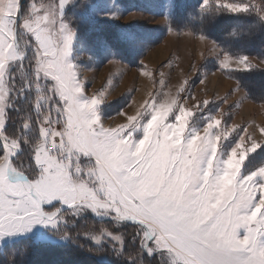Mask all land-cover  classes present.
<instances>
[{"label": "snow or ice", "instance_id": "1", "mask_svg": "<svg viewBox=\"0 0 264 264\" xmlns=\"http://www.w3.org/2000/svg\"><path fill=\"white\" fill-rule=\"evenodd\" d=\"M68 2L0 0V264H17L8 248L28 236L53 245L83 238L96 256L107 246L114 264H264V164L242 171L264 140L225 119L246 93L196 128L200 109L226 104L233 91L188 107L183 101L195 99L188 78L164 100L165 73L158 80L144 70L152 93L134 114H117L124 123L105 126L99 106L115 85L88 93L69 59L75 33L63 20ZM199 11L252 12L264 24V0H201ZM209 51L223 74L264 66L214 42ZM27 255L20 252V264Z\"/></svg>", "mask_w": 264, "mask_h": 264}, {"label": "rangeland", "instance_id": "2", "mask_svg": "<svg viewBox=\"0 0 264 264\" xmlns=\"http://www.w3.org/2000/svg\"><path fill=\"white\" fill-rule=\"evenodd\" d=\"M177 1L167 0L166 8L161 7L162 0H90L94 6H89V0H69L66 5L63 20L75 33L69 59L77 69L82 70V78L88 81V93L91 94L102 85L106 88L115 85L110 88L106 100L99 106V115L105 126L124 123L125 117L117 114L122 110L129 115L134 114L141 102L152 93L153 80L141 75L142 71L150 70L156 73L158 80L159 73H165L167 87L163 90L164 100L175 96L181 80L188 78L189 91L195 97L183 101L188 107L206 99L218 100L233 91L226 104L210 102L207 107L201 108L191 121L192 126L196 128L203 126V117L214 114L220 107L221 111L216 113L219 116L227 108V104L233 103L246 93L248 99L232 110L231 118L226 117V122L229 125L247 127L248 134L255 140H264L258 130L259 127H264V98L255 97L258 92H264V85L257 84L254 78V81L244 78L242 80L238 75L240 72L255 69L264 70V66L246 71L230 70L226 74L217 70L218 61L209 51L211 44L214 42L221 49H227L210 35L216 34L213 29H208L209 32L205 33L191 27L178 26L176 21L170 19ZM198 1L199 10L201 0ZM165 12L168 24L162 23ZM222 12L225 15H234L227 11ZM249 13L256 17L254 13ZM113 14L119 18H112ZM169 26L177 32L181 31V34L169 33ZM183 30H190L197 35H184ZM199 34L204 35L207 41H201ZM227 52L232 56L245 55L264 59L254 54ZM195 67L199 69L197 73ZM255 78L264 80V77ZM201 79L204 80L203 83H200ZM245 83L251 88L252 94L247 92ZM237 84L240 88L234 91ZM155 87L159 90V85ZM238 136L239 132L233 133L223 142L222 148L227 151ZM173 143L179 144L180 140L177 139ZM261 164H264V146L248 155L242 171L247 174ZM28 237L35 240L34 237ZM58 245L64 244L61 242ZM82 251L88 252L84 249ZM107 251L109 252V249ZM108 252L100 253L99 256L90 254L99 260L102 257L104 263L110 261L114 264L116 258ZM47 264L82 263L65 261L59 257L58 260L50 259Z\"/></svg>", "mask_w": 264, "mask_h": 264}, {"label": "trees", "instance_id": "3", "mask_svg": "<svg viewBox=\"0 0 264 264\" xmlns=\"http://www.w3.org/2000/svg\"><path fill=\"white\" fill-rule=\"evenodd\" d=\"M198 0H178L171 12L173 21H176L178 26L191 27L193 30L209 32L208 29H213L216 34H210L215 40L233 54L248 53L264 58V24L260 23L253 14H234L225 15L224 12H219L214 15L201 16L197 9ZM236 35H232L233 32ZM239 78L251 79L257 84L264 85V80L255 77H264V70H253L240 72ZM254 78V79H252ZM245 88L248 93H251V88L245 83ZM261 86V89H262ZM255 97L264 98V92H258ZM84 245L83 248L79 245ZM93 246L92 242L83 238L79 239L78 244L53 245L45 243H35L29 237H22L16 240L8 248L9 252L15 250L17 264H20V252L28 249V255L24 258L25 264H47L50 259L59 257L67 261H79L82 264H112L110 261L104 263L102 259L94 257L89 252H83ZM134 248V246H132ZM108 248L105 246L106 253ZM111 255L110 251L108 252ZM107 255V254H106Z\"/></svg>", "mask_w": 264, "mask_h": 264}]
</instances>
